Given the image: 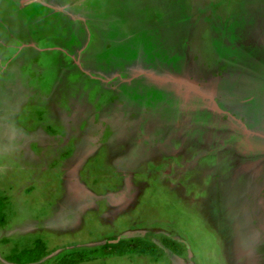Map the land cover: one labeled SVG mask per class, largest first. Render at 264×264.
I'll return each mask as SVG.
<instances>
[{
    "label": "rangeland",
    "instance_id": "1",
    "mask_svg": "<svg viewBox=\"0 0 264 264\" xmlns=\"http://www.w3.org/2000/svg\"><path fill=\"white\" fill-rule=\"evenodd\" d=\"M0 197V264H264V0H0Z\"/></svg>",
    "mask_w": 264,
    "mask_h": 264
},
{
    "label": "trees",
    "instance_id": "2",
    "mask_svg": "<svg viewBox=\"0 0 264 264\" xmlns=\"http://www.w3.org/2000/svg\"><path fill=\"white\" fill-rule=\"evenodd\" d=\"M3 198L0 197V226L4 225V202ZM46 252L45 243L41 239H36L33 247L28 249H22L18 252H14L13 250L10 252L6 259L10 262L17 264H33L38 262ZM64 264H73V259L63 258ZM76 261V260H75Z\"/></svg>",
    "mask_w": 264,
    "mask_h": 264
}]
</instances>
